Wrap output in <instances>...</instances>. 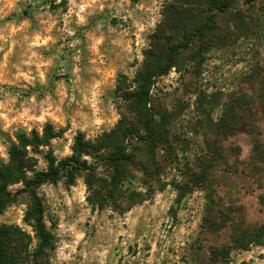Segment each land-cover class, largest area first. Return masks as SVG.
Here are the masks:
<instances>
[{
	"label": "rangeland",
	"instance_id": "rangeland-1",
	"mask_svg": "<svg viewBox=\"0 0 264 264\" xmlns=\"http://www.w3.org/2000/svg\"><path fill=\"white\" fill-rule=\"evenodd\" d=\"M209 16L213 30L149 90L169 147L151 159L147 144L129 140L135 159L111 189L102 163L91 188L84 173L36 187L54 238L50 264H264V240L243 239L264 225V0H231L224 11L195 0H0V160L17 133L49 125L58 136L31 154L35 170L48 151L70 155L78 133L94 139L121 119L140 126L124 98L146 52L183 41ZM227 112L234 132L214 134ZM192 172L204 180L186 193ZM29 201L18 193L0 224L33 235Z\"/></svg>",
	"mask_w": 264,
	"mask_h": 264
},
{
	"label": "trees",
	"instance_id": "trees-1",
	"mask_svg": "<svg viewBox=\"0 0 264 264\" xmlns=\"http://www.w3.org/2000/svg\"><path fill=\"white\" fill-rule=\"evenodd\" d=\"M195 1H205L217 11H224L231 2V0ZM244 1L252 3L254 0ZM207 19L208 22L188 28L183 34V41L166 42L158 50L151 48L146 52L143 69L138 71L134 78L135 88L128 92L129 97L124 98L130 101V106L140 109L143 116L139 122L140 126L131 122L126 123L124 119H121L109 132H103L94 139H86L83 134L78 133L71 145L70 155L61 159L56 158L51 151L43 155L47 163L43 170L34 169L36 160L31 154L36 152L39 146L48 145L50 139L58 136L57 132L47 125L42 134L32 130L29 134L20 132L15 135L16 142L8 148V161L0 160V214L18 193L27 192L30 201L23 220L31 227L33 235L17 225L0 224V264H50L49 253L54 249V238L44 222V208L36 192L37 186L60 179H63L65 184L71 185L79 174L84 173L85 183L88 188H91L95 180L94 173L98 164L102 163L111 171L108 176L110 181L107 184L111 189L123 177L121 168L135 159L136 147L130 146L127 143L129 140L147 144L151 159L158 146L169 147L168 139L173 137L168 138L167 135L165 112L160 110L152 112L148 108L149 90L157 76L167 74L172 67L177 69L176 57L181 51L188 49L194 38H201L205 32L213 30L211 17ZM234 126L235 119L231 117L230 112H227L214 122L212 128L214 134L225 136L234 132ZM129 147L131 150H127ZM87 157L93 162H89ZM28 172H31V175H28ZM191 176L189 181L192 185L188 186L186 193L191 190V187H202L204 174L192 172ZM17 183H21L23 187L15 191L10 190L9 187ZM243 234V239L247 243H259L264 240V225L253 230H244ZM236 241L239 240L235 238ZM33 242H35L34 245ZM244 245L236 247L244 249L247 246Z\"/></svg>",
	"mask_w": 264,
	"mask_h": 264
}]
</instances>
